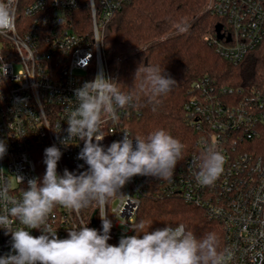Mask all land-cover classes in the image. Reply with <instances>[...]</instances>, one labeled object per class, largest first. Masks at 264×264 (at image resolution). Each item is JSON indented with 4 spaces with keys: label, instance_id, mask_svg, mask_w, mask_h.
Masks as SVG:
<instances>
[{
    "label": "built area",
    "instance_id": "2783aa9c",
    "mask_svg": "<svg viewBox=\"0 0 264 264\" xmlns=\"http://www.w3.org/2000/svg\"><path fill=\"white\" fill-rule=\"evenodd\" d=\"M127 1L94 0L89 10L88 0H19L15 33L0 35V141L7 148L0 159V186L6 184L10 195L19 198L29 179L42 181L44 152L50 146L62 152L59 175L87 166L78 159L83 141L62 143L68 135V112L75 107L69 100H75L76 88L98 74L114 80L105 58L104 31ZM208 9L222 29L204 40L226 60L237 64L264 43V0H210ZM96 29L102 43L93 39ZM184 108L196 138L172 179L135 176L115 197V206L106 203L104 213L116 233L132 235L142 195L158 185L159 195H177L220 221L225 247L232 253L228 264H264V74L248 88L221 85L204 76L193 84ZM118 115L117 123L101 126L105 149L121 141L124 131L135 137L121 110ZM206 144L216 145L225 157L224 171L211 186H201L195 178L194 160ZM15 176L23 177L22 184ZM6 207L0 201V214ZM92 216L87 219L82 212L57 206L49 223L60 239L81 222L102 233L100 215L95 225ZM18 227L15 221L13 230ZM27 230L33 236L42 234ZM11 243V234L0 228V256L12 252Z\"/></svg>",
    "mask_w": 264,
    "mask_h": 264
},
{
    "label": "clouds",
    "instance_id": "9594fccd",
    "mask_svg": "<svg viewBox=\"0 0 264 264\" xmlns=\"http://www.w3.org/2000/svg\"><path fill=\"white\" fill-rule=\"evenodd\" d=\"M18 4L19 0H0V35L15 33ZM88 4L91 10L94 0H88ZM177 29L185 33L188 26L181 23ZM102 38L99 29L94 30L93 39L102 43ZM137 76L139 92L126 93L119 83L103 74L74 90L75 100L69 102L75 107L68 112V135L62 143L67 146L76 138L84 142L78 159L87 164L86 171L75 174L65 169L59 175L57 165L62 152L50 146L44 152L46 172L42 181L29 179L19 198L10 195L6 184L0 186V201L7 205L0 214V228L11 234L12 241V252L0 256V264H228L232 253L221 247L215 232L197 238L183 223L145 231V222L139 221L131 225L135 235L122 236L118 246L108 243L113 225L103 211L106 203L121 194L135 176L170 181L184 158L185 145L164 129H157L146 138L124 131L121 141H114L106 149L101 146L105 137L101 126L109 121L117 123L118 110L135 107L141 93L148 103H158L176 85L165 74V67L159 65H147L143 70L139 67L134 80ZM6 151L5 143L0 141V159ZM224 164L225 157L218 147L206 144L194 160L196 181L201 186L213 185L223 173ZM15 178L22 184L23 177ZM93 204L99 209L102 233L81 222L68 231L66 239L57 236V230L49 223L57 206L79 215ZM15 221L21 227L13 230ZM27 229L42 234L33 236Z\"/></svg>",
    "mask_w": 264,
    "mask_h": 264
},
{
    "label": "trees",
    "instance_id": "16d2710c",
    "mask_svg": "<svg viewBox=\"0 0 264 264\" xmlns=\"http://www.w3.org/2000/svg\"><path fill=\"white\" fill-rule=\"evenodd\" d=\"M208 3L209 0H128L107 24L103 38L105 58L122 91L139 92L140 78L134 80L135 74L139 67L143 70L147 65L165 67V74L176 81L172 91L158 103H148L141 93L135 107L121 109L123 120L135 137L146 138L153 131L164 129L185 145V152H191L196 133L186 120L184 105L193 84L210 76L221 85L248 88L262 78L264 43L235 64L204 40L206 34L216 32L219 23ZM181 23L187 24V32L178 31ZM87 169L85 165L72 172L80 174ZM157 191L158 185H152L142 195L133 225L144 221L145 231H154L183 223L197 238L215 232L221 247H225L219 220L177 195L163 196ZM96 210L93 204L81 212L89 219ZM110 237V244L118 246L120 233L113 226Z\"/></svg>",
    "mask_w": 264,
    "mask_h": 264
},
{
    "label": "rangeland",
    "instance_id": "374dc122",
    "mask_svg": "<svg viewBox=\"0 0 264 264\" xmlns=\"http://www.w3.org/2000/svg\"><path fill=\"white\" fill-rule=\"evenodd\" d=\"M209 3H210V0H209ZM209 3H208V5H209ZM117 202H118V199L117 198H112V199H110L109 201H108V206H109V208H111V207H113V206H115L116 204H117ZM129 234H127L126 232H121L120 233V238L122 237V236H128Z\"/></svg>",
    "mask_w": 264,
    "mask_h": 264
},
{
    "label": "water",
    "instance_id": "95a60500",
    "mask_svg": "<svg viewBox=\"0 0 264 264\" xmlns=\"http://www.w3.org/2000/svg\"><path fill=\"white\" fill-rule=\"evenodd\" d=\"M221 29H222V24L221 23H218L216 25V31L218 32V35H220ZM96 213H97V210L95 211V213L92 216V224L93 225L96 224V218H95Z\"/></svg>",
    "mask_w": 264,
    "mask_h": 264
}]
</instances>
